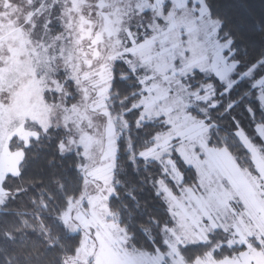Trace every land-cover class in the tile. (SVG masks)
Returning <instances> with one entry per match:
<instances>
[{
	"label": "snow or ice",
	"instance_id": "obj_1",
	"mask_svg": "<svg viewBox=\"0 0 264 264\" xmlns=\"http://www.w3.org/2000/svg\"><path fill=\"white\" fill-rule=\"evenodd\" d=\"M13 2L0 0V20ZM24 17L18 23L30 30L29 42L58 61L63 44L74 37L83 44L77 21L100 33L99 41L87 38L98 55L85 54L81 73L105 67V39L116 45L98 92L88 93L87 76L81 86L68 68H57L60 91L45 95L53 103L63 95L65 107L79 96L96 111L93 97L106 93L99 106L118 133L114 166L125 160L152 201L142 207L134 191L124 193L131 204L120 209L119 243L132 264H259L264 0H28ZM121 186L114 184L111 198L120 199Z\"/></svg>",
	"mask_w": 264,
	"mask_h": 264
},
{
	"label": "rangeland",
	"instance_id": "obj_2",
	"mask_svg": "<svg viewBox=\"0 0 264 264\" xmlns=\"http://www.w3.org/2000/svg\"><path fill=\"white\" fill-rule=\"evenodd\" d=\"M27 7L25 0H14L9 13L3 14L0 20V207L7 199V193L1 186L3 179L7 174H16L18 171L16 165L19 155L9 150V140L26 131L31 124L30 128L36 125L34 123L53 122L66 129L69 147L80 148L84 159L83 192L76 201L69 203L62 215L65 228L77 233L80 239L76 253L66 264H132L135 258L121 249L119 242L122 228L107 205L113 193L112 172L116 149L115 132L100 115L104 109L99 105L106 93L93 97L96 111H92L93 105L84 102L79 96L75 97L79 103L65 107L63 95L55 103L50 92L45 95V89L60 91L61 86L53 79L57 68H68L81 86L87 76L88 93L98 92L110 79L108 69L111 61L108 58L115 54L116 45L105 39L99 54L105 67L97 68L95 72L85 70L81 73L80 65L86 60L85 54L98 55L95 48L87 47V38L99 41L100 33L92 36L91 29L84 28L83 21H77L73 27L84 38L83 44L75 37L71 43L63 44L61 51L64 59L58 61L42 45L30 43V30L18 23L25 18ZM10 13L14 14L10 17ZM50 47L54 52V41ZM104 48L108 51L103 52ZM69 104H73V101ZM257 259L259 264H264V257Z\"/></svg>",
	"mask_w": 264,
	"mask_h": 264
},
{
	"label": "trees",
	"instance_id": "obj_3",
	"mask_svg": "<svg viewBox=\"0 0 264 264\" xmlns=\"http://www.w3.org/2000/svg\"><path fill=\"white\" fill-rule=\"evenodd\" d=\"M34 124L8 142L19 157L17 173L7 174L1 185L7 199L0 207V264H66L80 244L79 235L65 228L62 215L84 189L82 151L69 147L63 127L46 121ZM119 164L113 168V193L107 205L121 227L120 209L131 204L124 197L126 191H134L142 207L152 201L150 190L132 175L131 166L123 159ZM115 183L122 184L119 200L111 198ZM143 243L138 236L137 244Z\"/></svg>",
	"mask_w": 264,
	"mask_h": 264
}]
</instances>
